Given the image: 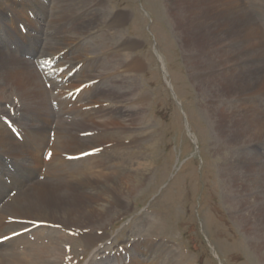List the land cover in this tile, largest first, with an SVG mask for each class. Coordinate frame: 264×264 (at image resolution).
<instances>
[{
	"label": "rangeland",
	"instance_id": "rangeland-1",
	"mask_svg": "<svg viewBox=\"0 0 264 264\" xmlns=\"http://www.w3.org/2000/svg\"><path fill=\"white\" fill-rule=\"evenodd\" d=\"M102 1L105 3L104 10L99 11L100 22L96 18L92 24L90 19H86L82 30L87 27V33H70V30L79 27L84 17L97 14V5ZM249 1L258 4L257 7L249 5V10L261 32L259 37L264 40V3ZM90 2L38 0L35 3L48 21V28H42L47 39L38 44L40 52L36 56H41V53L54 56L65 44L63 39L79 38L78 48L59 62L95 56L99 51L95 42L97 34L104 30L111 36L115 34L114 28L108 31L107 20H113L115 14L128 16L125 24L120 25V36L115 41L123 39L121 44L124 46L117 56L120 66L115 64L112 70V66L107 64V70L96 67L92 71L86 69L84 74H80L78 68L76 75L80 81L87 79L88 74L91 78L107 77L105 86L100 89L103 93L100 100L105 101L106 107L97 106L94 109L89 100L90 92L84 99L79 98L83 96L80 93L78 97L74 95L79 91L74 89L64 96L54 91L50 93L54 97L49 100L47 109L51 108L50 130L56 134L57 148L62 154H71L79 149L90 151L92 156L86 158L80 169H74V163L64 161L60 156L57 170L53 172L55 179L44 178L45 168L40 169L35 179L8 199L5 206L7 203L11 207L32 205L33 199L28 200L26 194L41 183L49 184L60 197L66 198L68 204L59 201L56 206L55 203L47 206L57 232L53 231L51 237L47 232L41 241L45 245L57 243L58 250L64 249L60 264H127L126 257L116 256L125 247L128 264H133V259L134 264H152L160 256L163 260L161 264H264V258L252 249L254 242L244 234V230L248 229H241L245 224L241 220H233L230 209L232 177L241 186L239 199L247 197L256 170L264 162V139L243 145V140L248 141V137L255 135L256 129L245 131L240 127L235 134L230 132L232 124L224 121L223 117L230 116L226 113L221 115L218 110L222 104L224 107L230 105L229 97L220 96L219 100H212L201 91L193 78L197 72L196 63L187 59L190 32L175 23L169 0H94L92 10V6H88ZM0 10L4 11V8L0 6ZM32 20L36 22V17L33 16ZM39 22L37 27L42 25ZM91 43L96 48L91 49ZM104 47L105 51L112 49L110 45L105 44ZM5 50L2 48L0 51L9 57ZM14 59L21 63L25 61L24 56ZM262 60L264 58L259 62ZM132 61L134 63L129 64ZM253 61L249 60L248 67L254 65ZM249 69L240 64L239 68L231 71L238 75ZM109 83L112 85L109 86ZM130 84L137 87L134 102L140 98L139 94L147 97L142 109L137 112L136 122L131 120L134 102L132 98H127L129 94L123 90ZM117 87L125 93L121 94V99L115 89L112 90ZM69 96L76 99L74 103ZM116 99L120 103L113 105ZM88 107L92 108V113L110 109L112 123L98 115L91 118ZM0 108L10 111L11 105L0 103ZM261 108L264 112V105ZM31 111L35 112L36 107H32ZM249 113L254 111L241 114ZM47 114L46 110H42L39 115L38 122L42 127ZM134 138H137L136 144H132ZM232 144H238V147L234 148ZM92 146L95 149H91ZM20 147L17 144V148ZM103 150L105 154L99 157ZM234 152H238L235 163ZM225 157H230L233 170ZM224 172L229 173L226 179ZM143 179L146 181L144 186L135 189L133 185L137 186ZM103 181L113 182L112 185L115 183L116 188L111 187L104 192L97 184ZM117 188L120 189L119 198L114 199L116 193L113 191ZM99 198L102 200L97 201ZM111 201L119 205L111 208ZM61 206L70 207V211ZM92 206L96 208L95 213L89 212ZM243 206L248 208L246 204ZM252 206L255 208L254 204ZM84 210L85 215L82 214ZM27 213L28 209L23 212L24 215ZM73 213L77 217H70ZM254 213V218L260 220L261 215ZM246 225L249 228L248 222ZM164 240L166 244L160 245ZM99 245L101 247L94 251ZM136 252L139 258L135 263ZM175 252L181 255L178 260L173 258ZM26 262H31V259H26Z\"/></svg>",
	"mask_w": 264,
	"mask_h": 264
},
{
	"label": "bare ground",
	"instance_id": "bare-ground-1",
	"mask_svg": "<svg viewBox=\"0 0 264 264\" xmlns=\"http://www.w3.org/2000/svg\"><path fill=\"white\" fill-rule=\"evenodd\" d=\"M37 1L24 0L20 2L15 0L10 2L3 0L0 3V6L4 8V11L0 10V50L4 48L9 54L8 57L0 51V103L11 105L10 111L0 108V207L3 204V209H5L4 212L0 213V251H3L0 253V264H60L63 261L64 249L58 250L55 246L57 243L53 244L49 241L51 243L48 244L47 241L48 245H45L43 244L45 242L41 241L47 232L50 233L49 237L53 231V233L57 232L54 230V228L56 229L54 219L50 215L52 213L48 210L49 205L53 206L55 203L54 206H56L59 201L68 204L65 202L66 198L60 197V194L49 184L41 183L30 190L29 194H26L28 200L29 198L33 199L32 205L11 207L8 203L5 206V202L12 199L13 195L17 194L26 184L31 183L40 169L45 168L43 170L46 173L43 175L44 178L55 179L56 174L53 175V172L57 170V162L60 156L64 158V161L69 160L74 163V169H80L82 164L87 161L86 158L92 156V153L87 152V150L78 149L71 154H62V151L57 148L56 134L54 135L50 130L52 126V117H49L51 108L47 109L49 100L54 97L50 93L54 91L60 96H64L65 93L68 94L74 89L75 92L79 90L74 95L78 97L80 93L83 96L79 98L84 99L88 97V92H90L89 100L94 109L97 106L98 108L106 107L105 101L100 100L103 96L100 89L105 86L107 77L100 75L91 78V74H88L85 77L87 79L80 81L76 75L78 68H80V74H84L86 69L92 71L96 67L107 70L105 66L107 64L112 66V70L115 68V64L120 66L117 56L121 47L124 46L121 44L123 39L115 41L117 36L118 38L120 36V25L123 26L128 18L124 14H115L112 17L113 20L108 18L106 24L108 31L114 28L115 34L111 36L105 30L102 33L98 30L100 33L94 40L99 51L95 56H82V58H73L67 62H59V59L64 60L78 48L79 38L68 37L63 39L65 44L54 56L42 55V53L41 56H36L40 52L38 44L47 39V35L42 33V28H48L46 15L40 12V8L35 3ZM64 1L60 0V2ZM93 2L94 0L88 5L92 6L90 10L94 7ZM257 2L262 4L264 0H257ZM104 3L103 1L99 2L96 9L97 14L84 17L85 20L78 25L79 27L70 30V33H74V31L78 35L82 32L87 33V27L82 30L86 26V19H90L92 24L96 18L100 22L99 11L104 10ZM251 4L255 7L258 6L257 3L249 0H169V8L172 9L175 23H179L184 30L190 32L189 48L187 47L190 52L187 59L196 63L195 72H197L193 78L200 85L201 91L212 100H219L220 96L229 97L230 105L227 104L224 107L222 104L218 110L221 115L226 113L230 116H223L225 117L224 121H230L232 124L230 132L233 131L235 134L240 127L245 131L256 129L255 135L248 137V141L243 140V145L264 139V112L261 110V106L264 105V60L259 62L260 59L264 58V40L259 37L261 32L249 10ZM33 16L36 17V22L32 20ZM38 20L42 25L37 27ZM2 32H4L3 36L1 35ZM232 43H235L234 46L224 49ZM105 44L110 45L112 49L105 51ZM89 47L91 49L96 48L95 44L92 43ZM218 48L224 50L218 51ZM19 56L25 57L23 63L14 59ZM250 59L254 60L252 67L247 65ZM243 60L245 61L242 62ZM133 63L134 61L129 62V64ZM239 63L250 69L235 75V71L231 70L239 68ZM114 76L109 75V77ZM111 85L112 83H109V86ZM117 88H112V90L115 89L116 94L120 95L118 98L121 99V94L125 93L121 88ZM136 88L130 84L128 88L123 89L129 94L127 98H132L133 102L137 94L134 93ZM244 90L246 93H243ZM139 96L140 98L134 102V107L131 109V120L135 122L137 112L142 109L143 102L147 98L142 94ZM73 99V97L69 98L72 103L75 102ZM119 99H116L113 105L115 103L118 105ZM34 106L36 111L32 112L31 108ZM55 106L58 108V105ZM42 110H46L48 113L43 127L38 122ZM88 110L91 118L98 115L99 118L112 123L113 118L110 115V109L106 108L99 113L97 111L92 113L93 110L89 107ZM77 111L81 113L80 110ZM251 111L254 113L242 116V114ZM135 141L137 138L132 139V144H136ZM17 144L21 147L17 148ZM223 144H226V141H223ZM232 146L236 148L238 144H232ZM91 149H95V146H92ZM103 154L105 151L99 157H103ZM232 154L235 163L238 152ZM246 158L251 157L247 156ZM224 159L230 163L231 170H233L230 157ZM258 160L261 161V158ZM224 174L226 179L229 173L224 172ZM38 178L42 179L41 176ZM145 182L143 179L137 186H133L135 189H140ZM232 182L230 191L231 217L233 220H241L245 224L241 229H248L244 230V234L246 233V237L254 242L252 249H256L264 258V162H261L256 170L254 181L248 187L246 195L248 198L239 199L241 186L236 182L235 177H232ZM112 183H108V181L97 182L98 187L102 188L104 192L111 190V187L116 188V184L112 185ZM119 190L117 188L113 191L116 193L113 198H119ZM129 190L134 191V189ZM101 200V198L97 199V201ZM42 201L46 202L43 206L41 205ZM109 204L114 209L119 205V203L112 204V201ZM243 204L248 205V208L244 207ZM252 204L255 205V208ZM7 207L9 209H6ZM92 207L89 212L95 213L96 208ZM61 208L70 211V207L61 206ZM3 209L1 208V210ZM26 209H28V213L24 215L23 212ZM254 211L261 215L260 220L254 218ZM82 214H86L85 210ZM72 216L77 217V214L73 213L70 217ZM247 222L250 224L249 228L246 225ZM251 228L253 230L250 231ZM162 244H166V241L160 243V245ZM101 245L93 250H98ZM158 249L160 250V248ZM40 251H44L42 252L44 256ZM170 252L172 253V251ZM125 253H127L126 247L123 251L121 248L116 256L126 257L125 262L128 264L129 256H126ZM138 255L139 253L136 252L135 263L139 258ZM179 255L178 252L173 253L174 260L179 258ZM26 259H31V262H26ZM162 262L160 256L156 263L152 262V264H161Z\"/></svg>",
	"mask_w": 264,
	"mask_h": 264
}]
</instances>
